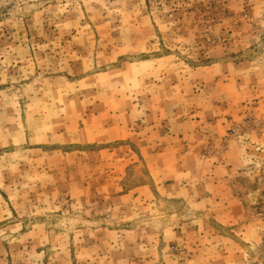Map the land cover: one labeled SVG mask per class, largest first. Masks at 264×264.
<instances>
[{
  "label": "rangeland",
  "instance_id": "1",
  "mask_svg": "<svg viewBox=\"0 0 264 264\" xmlns=\"http://www.w3.org/2000/svg\"><path fill=\"white\" fill-rule=\"evenodd\" d=\"M0 264H264V0H0Z\"/></svg>",
  "mask_w": 264,
  "mask_h": 264
},
{
  "label": "crops",
  "instance_id": "2",
  "mask_svg": "<svg viewBox=\"0 0 264 264\" xmlns=\"http://www.w3.org/2000/svg\"><path fill=\"white\" fill-rule=\"evenodd\" d=\"M213 191V190H212ZM177 197V196H176ZM206 197H208V196H206Z\"/></svg>",
  "mask_w": 264,
  "mask_h": 264
}]
</instances>
